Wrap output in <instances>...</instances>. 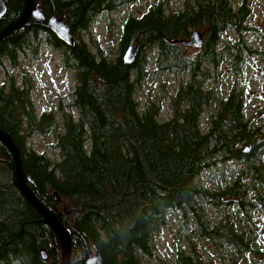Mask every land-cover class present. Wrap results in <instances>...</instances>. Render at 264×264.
<instances>
[{"label":"trees","instance_id":"16d2710c","mask_svg":"<svg viewBox=\"0 0 264 264\" xmlns=\"http://www.w3.org/2000/svg\"><path fill=\"white\" fill-rule=\"evenodd\" d=\"M136 1L34 0L45 19L63 17L75 37L89 31L100 15ZM182 2L177 12H168L160 2L140 17L129 15L115 58L101 49L94 52L83 40L68 45L50 29L33 24L13 29L0 41V68L6 60L15 65L29 49L35 54L33 41L44 40L60 50L65 67L75 76L71 105L79 115L68 114L61 104V121L53 113L35 116L24 87L14 81L0 84V132L19 150L29 189L69 232L71 264H86L94 248L106 264H143L142 258L153 257L152 235L167 216L188 211L196 216L202 237L216 245L227 240L242 257L251 251L262 254L253 246L258 231L252 214L256 206L249 195L254 190L257 202L264 203L259 190V185L264 187V126L252 125L245 98L236 87L216 100L207 129L200 125L215 100L213 90L204 84L211 78L204 65L218 64L225 52L235 64L242 60L244 48L257 52L244 36L252 29L246 25L250 10L246 0L238 7L233 0ZM6 3L0 33L20 19L27 6V0ZM196 29L205 32V43L197 55L189 56L186 47L174 41ZM228 30L238 35V41L220 49L221 36ZM137 43L138 55L128 65L125 52ZM147 49L156 52L159 72L189 77L179 86L173 114L165 120L154 105L140 109L135 98L148 73ZM33 128L55 132L59 161L27 148ZM233 162L239 170L231 182L213 192L203 186L204 172H224ZM204 197L217 207L238 206L230 217H238L248 230L238 232L223 220L210 226L198 206ZM41 248L47 249L48 261L42 259ZM60 263V240L20 189L13 154L0 139V264ZM176 264L205 263L180 250Z\"/></svg>","mask_w":264,"mask_h":264},{"label":"rangeland","instance_id":"374dc122","mask_svg":"<svg viewBox=\"0 0 264 264\" xmlns=\"http://www.w3.org/2000/svg\"><path fill=\"white\" fill-rule=\"evenodd\" d=\"M242 1L233 0V3L238 7ZM160 2L165 3L168 12H177L183 6L182 0H138L119 7L111 14L100 15L93 21L89 31L79 33L76 38L86 42L94 52L99 53L101 49L107 57L115 58L120 52L119 40L126 18L129 15L140 17ZM246 2L250 10L247 26L252 29H248L244 36L257 52L250 53L244 48L242 60L236 64L230 52H225L218 64L204 65L211 73V78L204 84L213 90L215 100L201 116L200 125L203 130L207 129L211 117L216 112V100L227 97L234 87L241 91L245 98L244 109L252 119V125L264 126V0ZM237 41L236 33L226 32L221 36L219 48L236 44ZM32 45L37 47L35 54L29 49L26 54L18 57L15 65L6 62L5 69L0 68V84H11L14 81L19 87H24L35 116L40 117L44 112L53 113L58 121H61V104L68 114L78 116L79 111L71 105L76 87L75 76L65 67L62 53L44 40L39 43L35 40ZM185 49L189 56H195L200 51L195 47ZM145 54L149 58L148 73L136 90L135 98L140 109L154 105L159 110V118L165 120L173 114V101L179 86L189 77L187 73L178 75L159 72L156 67V52L147 49ZM26 146L47 156L53 162L61 159L54 131L42 133L33 128L26 139ZM262 159L264 160V156ZM238 170L239 164L231 163L226 166L224 172H204L200 179L203 186L213 192L231 182ZM259 190L264 194L263 185H259ZM254 192L252 190L249 195V199L255 202L256 207L252 214L258 231L253 246L262 254L251 251L242 257L229 241H221L216 245L212 240L202 237L196 216L188 211L186 214L173 213L167 216L166 223L152 235L153 257L142 258L143 264H176L180 250L193 253L205 264H264V209L259 206ZM63 205L64 201L58 204L60 209ZM198 206L202 208L201 215L212 227L223 220L238 232L248 230V226L241 224L238 217H230L232 213L237 212L236 205L229 208L224 207L226 205L217 207L204 197L199 200Z\"/></svg>","mask_w":264,"mask_h":264},{"label":"water","instance_id":"95a60500","mask_svg":"<svg viewBox=\"0 0 264 264\" xmlns=\"http://www.w3.org/2000/svg\"><path fill=\"white\" fill-rule=\"evenodd\" d=\"M7 5L5 0H0V19L6 14ZM33 17L31 20L30 17ZM39 25L44 26L50 29L55 35L64 41L68 45H75L77 42L76 37L72 33L70 25L64 20L63 17L58 15L51 16L48 20H45L44 12L39 4H36L34 0H27V6L24 14L20 19L15 21L14 24L9 26L6 30L0 33V41L4 39V37L13 29L20 28L24 25ZM175 43H179L183 46H195L200 48L203 46L204 39L203 34L200 31H194L190 38H177L174 41ZM139 43L133 44L128 47L124 55V61L126 64H132L139 51ZM0 139L9 147L11 150L18 177V184L23 193L27 196L30 202L40 211V213L44 216L45 222L50 224L51 227L56 232L60 243H61V263L60 264H71L72 259V243L70 234L62 224V222L57 218V216L52 213L49 209H47L33 194V192L29 189L27 185V179L23 173L22 162L19 150L15 146L13 140L6 134L0 132ZM28 180L33 181L30 177ZM54 197L56 200H60L61 197L57 192H54ZM93 254L88 258L86 264H106L101 253L94 248ZM40 255L43 260H49V254L47 249L41 248Z\"/></svg>","mask_w":264,"mask_h":264},{"label":"flooded vegetation","instance_id":"af4514ba","mask_svg":"<svg viewBox=\"0 0 264 264\" xmlns=\"http://www.w3.org/2000/svg\"><path fill=\"white\" fill-rule=\"evenodd\" d=\"M6 1V0H5ZM6 5H7V3H6ZM7 13V12H6ZM5 16V15H4ZM33 17L31 16L30 17V19L29 20H31ZM49 19V18H48ZM48 19H45V20H48ZM1 20V19H0ZM29 25V24H28ZM246 25H247V23H246ZM44 27V26H43ZM45 28H47V27H45ZM194 31H200V32H202V34H203V39H204V43H205V32L204 31H202V30H199V29H196V30H193L192 32H191V34L194 32ZM231 31V30H230ZM227 32H229V30L227 31ZM246 32V31H245ZM226 33V32H225ZM191 34L189 35V37H187V38H190V36H191ZM237 35V34H236ZM238 36V35H237ZM204 43H203V45H204ZM185 47H195V46H185ZM203 47V46H202ZM202 47H200V48H198V49H200V51H201V49H202ZM195 48H197V47H195ZM199 51V52H200ZM198 52V53H199ZM6 62H9V60H6ZM10 63V62H9ZM11 64V63H10ZM3 67H4V69H5V67H6V63L3 65ZM4 84H6V83H4ZM249 149V148H248ZM233 163H237V162H233ZM234 205V204H233ZM259 206L260 207H262L263 209H264V203H261V202H259ZM232 215H233V213H232Z\"/></svg>","mask_w":264,"mask_h":264}]
</instances>
